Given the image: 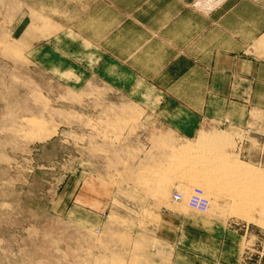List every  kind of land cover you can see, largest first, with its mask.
Returning a JSON list of instances; mask_svg holds the SVG:
<instances>
[{
  "label": "rangeland",
  "instance_id": "rangeland-1",
  "mask_svg": "<svg viewBox=\"0 0 264 264\" xmlns=\"http://www.w3.org/2000/svg\"><path fill=\"white\" fill-rule=\"evenodd\" d=\"M225 1L191 4L210 13ZM91 6L0 0V264H264V213L172 178L167 202L151 186L165 153L200 132L227 135L225 152L264 173V109L235 124L157 107L168 79L94 48L107 21ZM196 190L205 211L189 204Z\"/></svg>",
  "mask_w": 264,
  "mask_h": 264
},
{
  "label": "crops",
  "instance_id": "crops-1",
  "mask_svg": "<svg viewBox=\"0 0 264 264\" xmlns=\"http://www.w3.org/2000/svg\"><path fill=\"white\" fill-rule=\"evenodd\" d=\"M193 1L92 0L93 18L107 22L89 42L137 76L166 77L152 86L157 107L174 101L240 124L264 109V0H226L210 13Z\"/></svg>",
  "mask_w": 264,
  "mask_h": 264
},
{
  "label": "bare ground",
  "instance_id": "bare-ground-1",
  "mask_svg": "<svg viewBox=\"0 0 264 264\" xmlns=\"http://www.w3.org/2000/svg\"><path fill=\"white\" fill-rule=\"evenodd\" d=\"M206 3H207L206 0H203V4H206ZM39 27L40 26H36L33 24L32 27L26 28L25 33H24L25 38L26 39L29 38V36L33 33V31ZM44 32L45 31H42V33ZM11 45L13 44L9 45L8 50H10L11 48L12 50L14 49L15 46H11ZM12 50L9 51V53L12 52ZM200 133H198L199 140L198 141L196 140L197 142L192 143V144L183 143L179 147H174L172 149H169L168 153L167 152L165 153L166 156L163 159V162L165 160L164 163L167 162V164L166 165L164 164L163 166H161V169H159L161 172L159 171L160 172L159 174H158V170L157 171L153 170V172L151 171L153 174L151 175V178L153 179L155 178L154 182H156L157 180L159 181V183L155 184L157 186L155 185L153 186L150 184L153 188L156 187L155 188L156 190L153 189V191L155 192L154 194L155 197L156 198L158 197L157 199L160 198L163 201L165 200L163 198L167 197V189H166L167 188L166 186L168 184L167 181L169 180V178L170 179L172 178L176 181H180V182L184 181V182H188L191 184L203 186V188L205 189L204 192L206 191L207 195L214 197V199H219V198L223 199L224 197H228V196L229 198L227 199H231L235 197L238 203L237 205L238 207L236 206V203L233 201L234 199L232 200V202L235 203L234 205L236 208H240V211L242 213L247 212L248 214V213H251L257 210L259 211V213H262L263 215L264 213V173L257 170L255 166L239 161L237 158L232 157L231 155L225 152V147L227 145H230V144H227L228 140H230L228 139L229 137L227 135L221 134V133H206V132L202 134ZM163 140H164V137H163ZM166 141L164 143H166ZM167 142H169L170 144L171 139L170 141L168 140ZM165 150H167V148ZM160 175L163 177H161ZM159 176L161 177V179H159L160 178ZM146 180L148 179H145L143 182L141 178L139 182L141 184L143 183L145 186L147 185L148 187H150V185L146 184L147 183ZM149 183H152V182H149ZM175 194H178V193H175ZM190 195H194V196H192V198H190L189 201H191L193 198L204 199L207 201L206 193H205V196L203 195L202 192L200 194L196 192L195 194H190ZM175 200H178V199L175 198ZM163 201L161 202L163 203ZM217 201L218 200H216V202ZM165 202L167 201L165 200ZM165 202L164 204H166ZM206 209L201 210V211H205Z\"/></svg>",
  "mask_w": 264,
  "mask_h": 264
},
{
  "label": "built area",
  "instance_id": "built-area-1",
  "mask_svg": "<svg viewBox=\"0 0 264 264\" xmlns=\"http://www.w3.org/2000/svg\"><path fill=\"white\" fill-rule=\"evenodd\" d=\"M196 192H197V193H200L199 190H196ZM174 197L177 198V199L180 198L179 194H175ZM180 199H181V198H180ZM191 202H192V203H191ZM189 204H190L192 207H194V208H196V209H199V210H204V209H206V207L208 206L206 200H204V199H195V198H193L191 201H189Z\"/></svg>",
  "mask_w": 264,
  "mask_h": 264
}]
</instances>
